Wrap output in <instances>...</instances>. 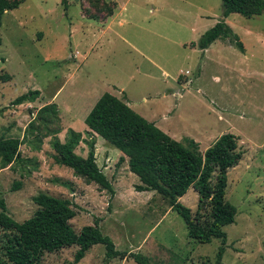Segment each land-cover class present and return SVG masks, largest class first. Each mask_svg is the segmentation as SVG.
Returning <instances> with one entry per match:
<instances>
[{
  "label": "rangeland",
  "instance_id": "obj_1",
  "mask_svg": "<svg viewBox=\"0 0 264 264\" xmlns=\"http://www.w3.org/2000/svg\"><path fill=\"white\" fill-rule=\"evenodd\" d=\"M68 4L64 12L60 0H24L3 15L0 137L22 141L36 111L56 94L62 129L70 109L77 119L74 127L82 132L86 126L78 116L88 109L93 93L117 97L118 91H112L108 81L125 91L128 103L142 117L176 141L183 143L190 137L202 153L218 133L219 137L233 134L243 155L228 171L225 199L237 208V215L224 228L227 247L221 264H264V12L250 18L231 14L225 20L248 47L245 56L217 41L201 62L199 50L190 45L224 20L221 0H155L153 4L68 0ZM185 71H192L193 80L201 76L189 84ZM30 90H39L42 96L34 103L11 105ZM120 98H125L123 92ZM166 103L176 106L177 113L167 122L161 112ZM65 135V131L58 135L61 142ZM82 138L78 155L85 154L90 142L84 132ZM50 142L45 139L40 151L22 143L19 152L25 163L13 169L0 160V199L16 222L34 214L37 207L32 198L43 193L72 204L76 216L70 224L76 233L98 219L101 232L118 251L141 253L152 264L215 263L219 242L199 244L189 239L175 211L154 228L167 213V202L156 192L134 190L138 179L128 173L112 146L96 143L95 154L113 194L57 165ZM15 182L21 184L18 190L13 189ZM197 200L189 189L181 204L195 214ZM76 250L45 253L42 264H71ZM86 256L78 264H135L107 259L102 245L93 246Z\"/></svg>",
  "mask_w": 264,
  "mask_h": 264
},
{
  "label": "trees",
  "instance_id": "obj_2",
  "mask_svg": "<svg viewBox=\"0 0 264 264\" xmlns=\"http://www.w3.org/2000/svg\"><path fill=\"white\" fill-rule=\"evenodd\" d=\"M23 1L0 0V27L3 15L17 9ZM221 4L223 19L230 14L250 18L264 12V0H221ZM60 5L66 12L68 0H60ZM218 39H227L240 53L245 52L243 43L224 20L205 31L197 43L190 46L204 51ZM39 97L40 91L30 90L16 97L11 105L33 103ZM84 124L88 135L95 133L122 153L120 161H124V157L128 159V169L139 181L134 187L136 192H156L182 218L189 239L199 244L219 242L214 264H221L227 247L224 228L232 225L237 215V208L225 199V195L228 171L238 165L243 155L238 138L230 133L223 134L202 153L194 140L186 138L182 143L172 139L109 93L97 100ZM61 132L57 105L46 104L25 127L22 141L0 137V160L12 169L15 164L23 165L25 160L21 158L19 146L23 143L40 151L43 141L49 138L57 165L113 194L110 182L96 163L93 139L87 144L88 154L84 158L74 152L84 141L82 134L68 129L61 142L58 138ZM20 186L15 182L13 189L18 190ZM190 188L198 197L195 214L179 202ZM32 201L36 211L19 223L8 215L5 202L0 199V252L3 255L0 264H42L45 253L70 247H77L71 264H78L95 245L104 247L107 259L152 264L141 253L118 251L110 237L101 232L98 219L76 233L70 224L76 212L68 200L40 193Z\"/></svg>",
  "mask_w": 264,
  "mask_h": 264
},
{
  "label": "crops",
  "instance_id": "obj_3",
  "mask_svg": "<svg viewBox=\"0 0 264 264\" xmlns=\"http://www.w3.org/2000/svg\"><path fill=\"white\" fill-rule=\"evenodd\" d=\"M155 0H145V2L147 3V4H153V2H154ZM119 8L117 7V10H118ZM116 11V10H115ZM150 12V11H149ZM114 14V13H113ZM111 15V16H109V18H111L112 16H114V15ZM231 15V14H230ZM229 15V16H230ZM239 15V14H238ZM228 16V17H229ZM241 16V15H240ZM227 17V18H228ZM107 19H108V17H107ZM106 19V20H107ZM105 20V21H106ZM226 20V18L224 19V21ZM95 21V20H94ZM97 22V21H96ZM103 22V21H102ZM226 23V22H225ZM227 24V23H226ZM231 29H232V31L234 32V30H233V28L229 25V24H227ZM210 29V28H209ZM207 31V30H206ZM235 33V32H234ZM236 34V33H235ZM237 35V34H236ZM247 35H249V36H252L253 34L252 33H249V34H247ZM238 36V35H237ZM239 37V36H238ZM248 37V36H247ZM239 39H240V41H241V38L239 37ZM261 40L262 39H260V37H259V39H258V41L259 42H261ZM217 41H220L221 42V44L222 45H227V44H229V45H231V46H233L230 42H229V40H227V39H218V40H216V41H214L207 49H205L204 51H200L199 49V52H197V55H200V60H201V62H203L204 60H206V54L210 51V47H212ZM223 41H227L228 43H224ZM242 42V41H241ZM243 43V42H242ZM243 46L245 47L244 48V50H245V52L243 53V56H245V54H246V51L248 52V50H246V49H248V47L245 45V44H243ZM234 47V46H233ZM247 47V48H246ZM190 48H192V47H190ZM196 47H194L193 49H195ZM235 48V47H234ZM197 49V48H196ZM236 49V48H235ZM90 51H92V49L91 50H89V52ZM242 54V53H241ZM77 55H79V53L77 52ZM242 56V57H243ZM242 57H241V60H242ZM84 58V57H83ZM82 58V63L84 62V59ZM214 64H216V63H214ZM220 65H223L222 63H219V64H216V65H214V66H220ZM82 66V65H81ZM202 68V67H201ZM75 71V70H74ZM202 72V71H201ZM74 73V72H73ZM191 73H192V71H185V74H186V76H189V79H188V81L186 82V83H189V84H191V81L193 80L192 78H190L191 77ZM74 76H75V74H73ZM180 76H182V75H180ZM179 76V77H180ZM200 76H201V73H200ZM199 76V77H200ZM73 77V76H72ZM179 77H178V79H177V81L179 82ZM199 77H197V79H195V80H193V81H196V80H198L199 79ZM71 78V77H70ZM192 79V80H191ZM214 79V78H213ZM180 83V82H179ZM107 86L108 87H110V89H112V91H118V92H116V95H117V98H119V99H121L120 98V95H121V93L123 92L124 93V95H125V98L124 99H121L123 102H125L127 105H129V108H131L135 113H137L138 115H140L141 117H142V114H141V112H136L135 110H134V108L133 107H131L130 106V104L128 103V97H127V94L125 93V91H123V89L122 88H120L119 86H117L116 84H114V83H110L109 81L107 82ZM39 91V90H38ZM102 93V92H101ZM101 93H99V94H97L96 96L94 95V94H96V93H93V97H91L90 99H89V102L87 103V105H86V111L82 114V116L80 117V116H78L79 118H81L80 120H79V122L80 121H83V124H84V119H85V117L87 116V114L90 112V110L93 108V106L95 105V103L97 102V100L103 95H101ZM107 93V92H106ZM168 94L170 93V91H168L167 92ZM110 94V93H109ZM112 95V94H111ZM42 96V94H41V92H40V97ZM57 96H58V94H56V95H54V97L52 98V95L50 96V99H48L44 104H43V106L44 105H46V104H50V103H55L56 105L58 104H60V102L58 103L57 101L58 100H56V98H57ZM78 96V95H77ZM94 96H95V98H94ZM39 97V98H40ZM165 97H167V96H165ZM177 98H181V95H177L176 96ZM38 98V99H39ZM94 98V99H93ZM41 100H42V98H41ZM93 100V101H92ZM142 102H145V99L143 98L142 100H141ZM90 102H92L91 104H90ZM34 103V102H33ZM25 104V103H24ZM23 105V104H22ZM21 106V105H20ZM174 106V105H173ZM42 107V106H41ZM40 107V108H41ZM67 108V107H66ZM173 107H168V103H166L165 104V106H164V108L162 109V111L161 112H164V117H162V119L164 120V119H166L165 121L167 122L168 121V119L169 118H172V117H174V116H176L177 115V113H176V106L172 109ZM58 111H59V109H58ZM76 118V116H74L73 114H72V112H71V110L70 109H67V118H65V120H67V123H66V121H63V125H64V129H62V131H65V132H67V130L68 129H72L73 131H75V132H77V128L76 127H74V123H77V122H75V121H77V119H75ZM144 118V117H143ZM145 119V118H144ZM75 120V121H74ZM146 120V119H145ZM148 121V120H147ZM149 122V121H148ZM150 123H152V122H150ZM154 125H155V123H153ZM85 125V124H84ZM86 126V125H85ZM158 128V127H157ZM159 129V128H158ZM161 130V129H160ZM87 131H89L88 130V128H87V126H86V129H84L82 132H77V133H80V134H82L83 135V132H84V134L85 135H87L88 136V138H90V140L91 139H93L92 141H94V139H96V142L94 141V154H95V145H96V143H97V145H98V143L99 142H101V143H104L105 145H107L108 143H106V142H104V140L102 141V140H100V137L99 136H97L95 133H93L92 135L93 136H91V135H88L86 132ZM162 131V130H161ZM163 132V131H162ZM165 133V132H164ZM166 134V133H165ZM221 133H218L216 136H214V140H212V139H210L211 141H210V143H209V145L211 144V142H215L218 138H219V135H220ZM168 135V134H167ZM169 136V135H168ZM170 137V136H169ZM186 137V136H185ZM172 138V137H171ZM175 138V137H174ZM179 139H180V137H178ZM173 139V138H172ZM176 139V138H175ZM174 139V140H175ZM182 139V138H181ZM181 139H180V141H181ZM189 139H191L190 137H189ZM65 140V139H64ZM83 140H84V138H83ZM193 140V139H192ZM85 141V140H84ZM84 141L83 142H80V143H84ZM64 142V141H63ZM91 142V141H90ZM79 143V144H80ZM197 143V142H196ZM88 144V143H87ZM86 144V145H87ZM79 146V145H78ZM78 146L75 148V150H74V152L77 154V152H76V149L78 148ZM211 146V145H210ZM209 148V147H208ZM113 149V148H112ZM207 149V148H206ZM206 149H204V150H206ZM97 150L98 149H96V152H97ZM114 150L116 151V153L118 154V155H121V158H122V153L121 152H119L117 149H115L114 148ZM87 154H88V146H87V150L85 151V154H81L82 155V157H86L87 156ZM78 155V154H77ZM81 155H79V156H81ZM96 155L97 154H95V159H96ZM124 162L126 163V169H128V159L126 158V157H124ZM97 163V162H96ZM235 168V167H234ZM128 173L130 174L131 172L129 171V169H128ZM132 177H134L135 175L132 173V174H130ZM134 175V176H133ZM136 177V176H135ZM134 177V178H135ZM137 178V177H136ZM138 179V178H137ZM139 182V181H138ZM190 190H193V189H191L190 188ZM194 191V190H193ZM195 192V191H194ZM138 193V192H137ZM141 193H143V192H141ZM187 193V192H186ZM186 196V194L184 195V197ZM183 197V196H182ZM179 198V201H180V203H181V201L184 199V197L183 198ZM170 211H172L170 208L168 209V211H167V213H165L162 217H161V219L159 220V222L155 225V229H158L159 227H160V225H161V223H162V221L164 220V218L166 217V215L170 212ZM168 216V215H167ZM154 231V230H153ZM111 239V238H110ZM91 250V249H90ZM89 252V251H88ZM87 254V253H86ZM86 254H85V256H84V258H86L87 256H86ZM83 258V259H84ZM82 259V260H83ZM113 259H117V258H113ZM113 259H111V260H113ZM128 260H130V259H128ZM132 261V260H131ZM133 262V261H132ZM127 263V262H126ZM133 263H135V262H133ZM136 264V263H135Z\"/></svg>",
  "mask_w": 264,
  "mask_h": 264
}]
</instances>
